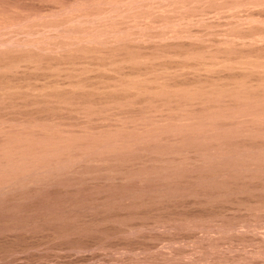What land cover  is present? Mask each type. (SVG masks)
Here are the masks:
<instances>
[{
    "label": "rangeland",
    "instance_id": "1",
    "mask_svg": "<svg viewBox=\"0 0 264 264\" xmlns=\"http://www.w3.org/2000/svg\"><path fill=\"white\" fill-rule=\"evenodd\" d=\"M0 264H264V0H0Z\"/></svg>",
    "mask_w": 264,
    "mask_h": 264
}]
</instances>
